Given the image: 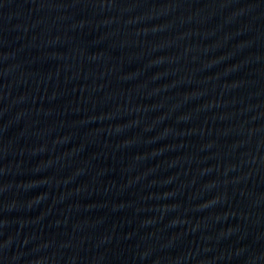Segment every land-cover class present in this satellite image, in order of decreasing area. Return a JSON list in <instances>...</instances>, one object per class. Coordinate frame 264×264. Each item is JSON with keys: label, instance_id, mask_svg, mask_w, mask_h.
<instances>
[{"label": "water", "instance_id": "water-1", "mask_svg": "<svg viewBox=\"0 0 264 264\" xmlns=\"http://www.w3.org/2000/svg\"><path fill=\"white\" fill-rule=\"evenodd\" d=\"M0 264H264V0H0Z\"/></svg>", "mask_w": 264, "mask_h": 264}]
</instances>
